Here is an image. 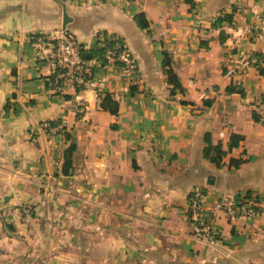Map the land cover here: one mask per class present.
Instances as JSON below:
<instances>
[{
  "label": "crops",
  "instance_id": "crops-1",
  "mask_svg": "<svg viewBox=\"0 0 264 264\" xmlns=\"http://www.w3.org/2000/svg\"><path fill=\"white\" fill-rule=\"evenodd\" d=\"M252 1L264 18V0H0V264H264L263 219L220 215L221 243L210 246L187 209L201 187L206 212L243 193L264 210V34L244 33ZM226 15L232 22L218 23ZM60 30L105 87L48 88L54 69L38 52ZM114 36L137 60L134 83L97 59ZM165 53L183 90L172 92ZM108 94L117 113L102 106Z\"/></svg>",
  "mask_w": 264,
  "mask_h": 264
},
{
  "label": "built area",
  "instance_id": "built-area-1",
  "mask_svg": "<svg viewBox=\"0 0 264 264\" xmlns=\"http://www.w3.org/2000/svg\"><path fill=\"white\" fill-rule=\"evenodd\" d=\"M253 19L244 33L253 40H259L264 34L263 15L258 2L252 1L248 4ZM101 41L102 48H105L103 56L97 59L107 61L120 69L122 76L131 84L139 76L137 60L131 53L127 42L119 37H111L108 41ZM111 41L112 44H108ZM42 44V43H41ZM83 46L72 35L65 30H60L53 35L50 41L42 45L39 58L45 59L54 69L52 77L47 81L48 88L55 94H64L70 90L80 92L84 89L100 90L105 87V76H97L88 66L86 58L83 56ZM248 60H246L247 64ZM106 67V66H104ZM239 67L230 64L227 67L226 75H236ZM128 88V87H127ZM126 88V89H127ZM74 110L82 114V103H77ZM264 119V117H263ZM44 128L50 133H59L64 130V125L59 122H45ZM209 197L206 189L196 187L191 190L188 196V217L195 225V237L201 242L210 246L221 243V235L217 228V219L220 215H225L230 223L236 220L263 219L264 210L260 199L254 194L243 193L239 195L223 194L211 205L209 212H206L204 205Z\"/></svg>",
  "mask_w": 264,
  "mask_h": 264
},
{
  "label": "trees",
  "instance_id": "trees-1",
  "mask_svg": "<svg viewBox=\"0 0 264 264\" xmlns=\"http://www.w3.org/2000/svg\"><path fill=\"white\" fill-rule=\"evenodd\" d=\"M136 18V21L138 23V25L143 28V29H147L149 27V21L148 19L146 18V15L144 13H140V14H137L135 16ZM224 21H227V22H232V15H226L223 18H220L218 20V23H223ZM105 41H108V39H105ZM104 41V42H105ZM108 44H112L111 41L108 42ZM107 47V45H105V47L99 49L97 51V56L101 57L103 56L104 54V51H105V48ZM83 56L86 58V53L83 52ZM164 62H163V67H164V71L167 75V81L169 82L170 85L173 86V90L172 92H175L176 90H183V87H182V84H181V81H179L178 79V76L173 68V61H172V58L169 56L168 53H165L164 54ZM103 63L102 65L103 66H106L107 64V61L105 60H102ZM229 91H237L239 93H242L243 94V89L242 88H237V86H230L228 88ZM113 103V104H109V103ZM102 106L103 108L105 109H110L112 112L114 113H117L118 112V109H117V104L115 103V101H112L111 99V96L108 94L104 97L103 99V103H102ZM255 117L258 119V115H255ZM240 140V137L239 136H236L234 135L233 136V140L231 141V144H230V148L232 146H236L238 145V142ZM207 141H208V145H207V148L205 150L206 154L212 159V161H214L218 166L221 165V161H222V153L223 151H221L220 149V146L219 145H212L211 144V141L209 138H207ZM74 150V146L72 145L70 148H69V155L67 153V163H66V166L67 167H70L71 163H72V159H71V154ZM235 164H238L240 161H233ZM64 171H67V168L64 170Z\"/></svg>",
  "mask_w": 264,
  "mask_h": 264
},
{
  "label": "water",
  "instance_id": "water-1",
  "mask_svg": "<svg viewBox=\"0 0 264 264\" xmlns=\"http://www.w3.org/2000/svg\"><path fill=\"white\" fill-rule=\"evenodd\" d=\"M69 22V17L66 12H64V28L66 27L67 23Z\"/></svg>",
  "mask_w": 264,
  "mask_h": 264
}]
</instances>
